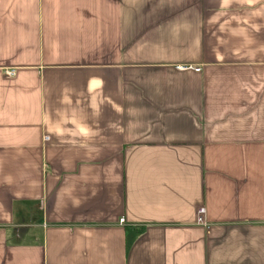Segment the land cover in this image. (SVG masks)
I'll list each match as a JSON object with an SVG mask.
<instances>
[{"label":"crops","instance_id":"crops-1","mask_svg":"<svg viewBox=\"0 0 264 264\" xmlns=\"http://www.w3.org/2000/svg\"><path fill=\"white\" fill-rule=\"evenodd\" d=\"M0 264H264V0H0Z\"/></svg>","mask_w":264,"mask_h":264},{"label":"built area","instance_id":"built-area-1","mask_svg":"<svg viewBox=\"0 0 264 264\" xmlns=\"http://www.w3.org/2000/svg\"><path fill=\"white\" fill-rule=\"evenodd\" d=\"M189 66L187 65H180L179 68L181 69H185V68H188ZM7 74L8 75H11L13 76L15 74V70L14 69H9V70H6ZM197 223L198 224H207V218H206V207L205 206H200L197 210Z\"/></svg>","mask_w":264,"mask_h":264}]
</instances>
